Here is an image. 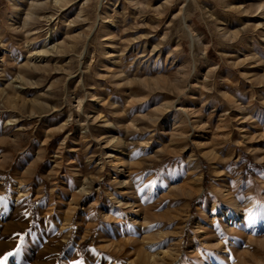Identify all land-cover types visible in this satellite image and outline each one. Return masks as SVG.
Masks as SVG:
<instances>
[{"label":"rangeland","instance_id":"374dc122","mask_svg":"<svg viewBox=\"0 0 264 264\" xmlns=\"http://www.w3.org/2000/svg\"><path fill=\"white\" fill-rule=\"evenodd\" d=\"M263 221L264 0H0L2 264H264Z\"/></svg>","mask_w":264,"mask_h":264},{"label":"bare ground","instance_id":"6f19581e","mask_svg":"<svg viewBox=\"0 0 264 264\" xmlns=\"http://www.w3.org/2000/svg\"><path fill=\"white\" fill-rule=\"evenodd\" d=\"M89 1V0H88ZM33 2V1H32ZM57 2V1H55ZM36 3V1H35ZM117 7V3H114L112 2L110 5H107L104 9V14L106 15V17H110V13ZM17 12V11H16ZM34 16V13L33 11H30L29 13L27 12V15H26V21H29L33 18ZM108 22V21H107ZM110 22V21H109ZM32 44V43H31ZM49 53V50H47L46 48L43 49L42 51L39 52V54H42V55H45V54H48ZM28 75V74H27ZM30 80V78H29ZM28 80V81H29ZM18 82V81H17ZM22 84L21 86L23 85V81H21ZM28 86V85H26ZM81 103V102H80ZM125 184V183H124ZM123 184V185H124ZM85 186V185H84ZM83 191H85L86 189L83 187L82 189ZM118 201V199H117ZM124 200H121V201H118L117 203H119L120 205L122 206H127L129 203H123ZM131 205V204H130ZM249 207H251V205H249ZM237 215H235L236 217ZM141 218V215L140 214H135V217L133 216L132 217V221L131 222H134V221H139V219ZM143 218V217H142ZM146 218V217H145ZM143 218L142 219V222H144V225H148L149 223L147 222V220ZM253 223V222H252ZM259 224V223H258ZM256 226H263L264 227V221L263 223H260L259 225H256ZM168 227V226H167ZM146 229V228H145ZM151 231V230H150ZM163 233V232H162ZM178 233V232H177ZM177 235V234H175ZM166 235L165 234H162L160 235V239L161 238H164ZM178 237V236H177ZM181 237V236H180ZM163 241V240H162ZM170 241H176V245L174 247V249H172V247H169L168 251H164L162 253V251H158V252H155V244L158 243L156 242L154 239H144L143 240V243L142 246L140 248H135V258L130 261L129 264H165V262L171 260L172 258H175L178 256L179 253H181V250H180V244H179V239L176 238H172ZM169 241V242H170ZM134 243V242H133ZM168 243V242H167ZM163 245V244H162ZM135 246V245H134ZM157 248V246H156ZM157 250V249H156ZM129 252V251H128ZM230 259V257H228ZM209 264V263H207ZM220 264H224L223 262H220Z\"/></svg>","mask_w":264,"mask_h":264},{"label":"built area","instance_id":"2783aa9c","mask_svg":"<svg viewBox=\"0 0 264 264\" xmlns=\"http://www.w3.org/2000/svg\"><path fill=\"white\" fill-rule=\"evenodd\" d=\"M100 4L104 5L107 4L109 2H111L112 0H97Z\"/></svg>","mask_w":264,"mask_h":264},{"label":"trees","instance_id":"16d2710c","mask_svg":"<svg viewBox=\"0 0 264 264\" xmlns=\"http://www.w3.org/2000/svg\"><path fill=\"white\" fill-rule=\"evenodd\" d=\"M87 243H88V241H85V242L83 243V246H85Z\"/></svg>","mask_w":264,"mask_h":264},{"label":"snow or ice","instance_id":"6c2138e0","mask_svg":"<svg viewBox=\"0 0 264 264\" xmlns=\"http://www.w3.org/2000/svg\"><path fill=\"white\" fill-rule=\"evenodd\" d=\"M4 260H7V256L4 257ZM0 264H2V262H0Z\"/></svg>","mask_w":264,"mask_h":264}]
</instances>
